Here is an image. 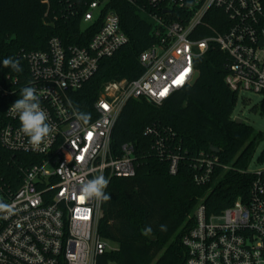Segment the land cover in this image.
<instances>
[{"label":"built area","instance_id":"2783aa9c","mask_svg":"<svg viewBox=\"0 0 264 264\" xmlns=\"http://www.w3.org/2000/svg\"><path fill=\"white\" fill-rule=\"evenodd\" d=\"M64 1L70 8L85 7L83 29L94 28L98 20L87 43L66 45L52 36L45 49L22 53L26 79L9 74L0 79V97L15 98L4 109L0 146L38 158L21 171L15 190L0 177V202L11 206L10 212L0 211V264H120L101 263L117 247L98 234L101 200L84 197L82 185L99 175L107 180L134 175L133 145L122 144L119 155L110 150L111 129L122 107L131 98L161 105L190 84L195 58L210 46L228 57L224 83L229 90L264 94V46H259L264 0H126L151 23L156 43L139 54L144 71L138 78L103 85L93 103L95 117L85 123L77 118L69 93L80 89L99 61L112 56L128 37L110 0ZM212 8L226 16L228 26L195 38L198 28L206 27L203 19ZM26 87L36 89L47 123L53 127L39 147L22 133L19 116L12 110ZM145 133L152 136L155 153L166 158L169 173L175 174L178 153L166 150L155 128L147 127ZM217 162L214 155L199 158L194 182H208ZM247 172L255 177L245 200L237 198L220 213L208 214L203 198L198 199L193 224L181 238L184 264H264V169L248 167Z\"/></svg>","mask_w":264,"mask_h":264},{"label":"trees","instance_id":"16d2710c","mask_svg":"<svg viewBox=\"0 0 264 264\" xmlns=\"http://www.w3.org/2000/svg\"><path fill=\"white\" fill-rule=\"evenodd\" d=\"M64 2L0 0V79L6 74L26 79L27 64L22 53L45 49L52 36H58L66 45L87 43L98 20L94 28L90 25L83 29L81 14L85 7L80 4L70 8ZM109 6L117 12L128 41L112 56L101 59L83 86L69 93L77 112L90 114L88 121L95 117L93 103L103 85L112 80L138 78L144 71L139 54L156 43L151 23L135 6L126 0H110ZM203 21L206 27L198 28L195 38L228 26L226 16L214 8ZM8 57L19 61L21 71L3 66ZM227 58L216 46H210L194 60L198 77L193 84L175 91L159 106L144 98H131L122 107L111 129L110 150L119 155L122 144H132L136 166L134 175L112 177L104 189L110 199L101 200L97 232L101 238L114 242L117 249L104 255L101 263L184 264L186 250L181 238L193 224L191 215L198 199L203 198L208 214H218L237 198H247L255 177L247 169L264 140V131H255L232 117L237 93L224 83ZM12 99L14 96L0 97V122ZM251 109L264 115V94ZM147 127L162 134L167 151L178 153L180 161L175 174L169 173L166 158L153 150V138L145 133ZM206 155L216 156L218 162L210 180L199 185L193 180L198 170L194 165ZM37 159L36 155L11 153L0 146L3 184L15 190L21 171ZM255 161L264 162V147ZM224 165L229 169H224ZM162 225L166 230H161ZM149 228L151 232L145 234Z\"/></svg>","mask_w":264,"mask_h":264},{"label":"clouds","instance_id":"9594fccd","mask_svg":"<svg viewBox=\"0 0 264 264\" xmlns=\"http://www.w3.org/2000/svg\"><path fill=\"white\" fill-rule=\"evenodd\" d=\"M3 66L21 71L19 61L11 57L3 60ZM12 110L19 116L22 133L29 137V142L34 147H39L52 133L53 127L47 123L48 114L41 108L40 98L35 88L26 87L22 89L21 98L15 101ZM77 118L87 123L90 114L77 113ZM107 184L108 180L103 175H99L82 185V195L86 198L106 201L110 199V196L104 192ZM0 211L10 212L11 206L0 202ZM161 230H166L165 226L162 225ZM148 232H151L150 228L146 230L145 234Z\"/></svg>","mask_w":264,"mask_h":264},{"label":"rangeland","instance_id":"374dc122","mask_svg":"<svg viewBox=\"0 0 264 264\" xmlns=\"http://www.w3.org/2000/svg\"><path fill=\"white\" fill-rule=\"evenodd\" d=\"M143 17H146L143 15ZM147 19V18H145ZM262 98L259 93L251 91L241 90L237 94V101L232 111L233 118H239L244 123L252 126L255 131H264V115H260L259 112L253 111L251 108L257 104ZM264 147V140L261 141L254 154L253 160L251 161L249 168L252 170L264 169V162L257 163L255 161L256 156L260 150ZM102 241L106 242L112 247H116L114 242L108 241L102 238ZM170 243V242H169Z\"/></svg>","mask_w":264,"mask_h":264},{"label":"water","instance_id":"95a60500","mask_svg":"<svg viewBox=\"0 0 264 264\" xmlns=\"http://www.w3.org/2000/svg\"><path fill=\"white\" fill-rule=\"evenodd\" d=\"M259 46H264V29H262V32H261V37H260V40H259ZM197 77H198V72L195 71L194 74H193V77H192V80H191L190 84H193L195 82V80L197 79ZM235 120L238 123L242 122V120L239 119V118H235ZM212 151L216 152L217 149L216 148H212Z\"/></svg>","mask_w":264,"mask_h":264},{"label":"snow or ice","instance_id":"6c2138e0","mask_svg":"<svg viewBox=\"0 0 264 264\" xmlns=\"http://www.w3.org/2000/svg\"><path fill=\"white\" fill-rule=\"evenodd\" d=\"M183 77H181V80L177 81V83H180L182 81ZM161 95H163V93H161Z\"/></svg>","mask_w":264,"mask_h":264}]
</instances>
